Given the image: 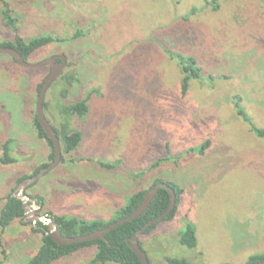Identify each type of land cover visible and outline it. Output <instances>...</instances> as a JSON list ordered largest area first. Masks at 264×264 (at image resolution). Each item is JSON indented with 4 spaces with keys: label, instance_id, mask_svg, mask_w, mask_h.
Listing matches in <instances>:
<instances>
[{
    "label": "rangeland",
    "instance_id": "obj_1",
    "mask_svg": "<svg viewBox=\"0 0 264 264\" xmlns=\"http://www.w3.org/2000/svg\"><path fill=\"white\" fill-rule=\"evenodd\" d=\"M10 6L17 32L0 20V44L16 37L62 41L28 59L67 58L45 97L49 121L57 127L59 105H88L84 119L69 121L82 135L77 150L28 187L43 201L41 215L108 222L130 195L162 180L183 195L174 219L139 240L150 264H168L166 257L247 264L264 255V141L245 120L264 129V0H10ZM166 51L194 58L201 69L186 93L187 75ZM49 74V66L24 68L0 55V160L10 139L16 160L0 163V211L20 179L51 164L50 147L32 127L37 88ZM205 144L203 155L191 152ZM117 161L111 171L99 165ZM187 222L196 229L191 251L178 244ZM33 229L20 220L0 229V264H27L42 243ZM94 254L86 249L54 264H87Z\"/></svg>",
    "mask_w": 264,
    "mask_h": 264
},
{
    "label": "trees",
    "instance_id": "obj_2",
    "mask_svg": "<svg viewBox=\"0 0 264 264\" xmlns=\"http://www.w3.org/2000/svg\"><path fill=\"white\" fill-rule=\"evenodd\" d=\"M0 20L5 27L17 32L18 20L15 16V13L11 9L10 0H0ZM77 36H74L76 39ZM61 43L62 41L55 40L52 37H42L32 39L28 42H24L23 39L16 37L14 42L11 44H0L1 48L11 47L16 50L21 57L28 61V59L38 50L49 46L54 43ZM167 56L177 62L181 67L182 71L187 75L182 81V90L183 93L187 92V82L190 78L200 79L201 69L197 67V61L192 57H184L180 54H174L169 51H166ZM13 59V58H12ZM15 63V61L13 60ZM16 64V63H15ZM17 65V64H16ZM48 77V76H47ZM46 77V78H47ZM67 83L70 84V79L67 78ZM45 81V80H44ZM43 81V82H44ZM43 82L38 86L37 93L40 94ZM62 97L66 96V89L62 91ZM47 104L44 102V110L46 111ZM57 118L55 121L57 127L53 125L50 121L54 130L57 133L61 144V151L63 155H71L79 147L82 135L79 132L71 131L69 129V121L72 117L77 116L80 119H84L88 114V105L87 100L78 102L73 106H63L59 105L57 109ZM241 115H244L243 112H240ZM245 120L249 122L252 133L264 141V129L257 128L252 121L245 115ZM32 127L35 130L37 137L41 140H45L47 145L51 149V155L49 161L52 163L54 160V148L52 141L47 138L46 133L41 127L38 119L34 116ZM14 141L8 140L2 147L3 156L0 160L2 165H11L16 162L15 158L11 155L12 145ZM208 144H205L199 149H193L191 152H196L199 155L204 154L205 148ZM62 162V159L61 161ZM120 162L106 163L100 162L99 165L107 171L117 169ZM49 165H43L33 176L35 177L41 170L46 169ZM158 164L155 165L157 167ZM32 178V177H31ZM29 178H23L18 181V184H21L23 181ZM165 184L170 186L175 191L176 196V205L172 213L167 216L163 221L170 222L174 219L177 214L178 207L180 205L181 197L183 191L180 187L171 182H165L162 180H156L153 185L148 189L140 192H136L130 195L125 201L124 206L118 210L114 218L108 222L105 221H85L75 217H53L55 218L58 229L61 232L63 237L66 238H76L80 236H86L91 233L102 230L113 223L118 222L119 220L125 219L133 215L137 208L142 204L144 196L157 184ZM42 201V200H41ZM43 202V201H42ZM170 203L169 193L165 189H160L155 196L154 200L151 202L146 211L136 220L132 222L125 223L118 226L117 228L111 230L105 235V240L89 241L84 243H78L74 245H57L52 238L47 237L44 229L47 227L43 226L42 223H37L34 226L33 231L36 233L42 234V243L37 251V253L29 259L27 264H54L55 262L75 255L79 251L86 249H95V254L92 256L90 261L87 264H142L138 256L131 250L127 240H131L135 237L137 232L141 231L142 228L150 221L154 220L161 216L168 208ZM25 211L23 209V203L16 199L13 195H10L6 198V201L0 211V229L2 232H5L14 221L20 220L22 223L25 220ZM159 224V223H158ZM158 224L153 225L152 227L146 229L142 236L151 234L157 227ZM141 248L143 246L139 241ZM178 244L185 248L188 251L194 250L197 247V238H196V229L191 222L185 224V228L179 234ZM168 264H189V262L184 258H165ZM264 260L263 256L251 257L248 260L247 264H254ZM150 262V261H149ZM228 264V263H224Z\"/></svg>",
    "mask_w": 264,
    "mask_h": 264
},
{
    "label": "water",
    "instance_id": "obj_3",
    "mask_svg": "<svg viewBox=\"0 0 264 264\" xmlns=\"http://www.w3.org/2000/svg\"><path fill=\"white\" fill-rule=\"evenodd\" d=\"M0 55H6V56L12 57L17 65L24 67V68L37 69V68H41V67H45L49 65L52 66L50 74L43 82L40 94L36 102V117L41 127L43 128L44 132L46 133L47 138L52 141L53 148H54V160L46 169H43L38 175L23 181L18 186L16 190V195H13L14 197H16L17 200L23 203V208L25 210H28V211L31 210L30 214L27 216V218L23 222L25 224L31 223L32 225H36L37 223H42L45 227H47V230H45L46 236L52 238L53 241L57 245H60V246L61 245H74V244L84 243V242H89V241L105 240V235L111 230L117 228L120 225H123L128 222H132L136 220L137 218H139L146 211V209L149 207L151 202L154 200L158 191L160 189H165L169 193V196H170V203H169L167 210L158 218H155L154 220L148 222L142 228L141 231L137 232V234L135 235L133 239L127 240L129 247L138 256L141 263L150 264L146 252L141 248L139 244V240L143 232L146 229L163 221L175 209V205H176L175 191L170 186H167L163 183L157 184L144 196L142 204L137 208V210L133 213L132 216L119 220L118 222L113 223L110 226L102 230H99L97 232L91 233L86 236H80L76 238L63 237L61 232L58 229V224L55 218L50 217L48 215L36 214V212L41 210L42 203L38 202L37 198H31L29 195H27L25 193V190L29 186L39 181L46 173H48L51 169L55 168L61 161V157H62L61 144H60L56 131L54 130L52 125L48 122V120L45 117L44 102H45V97H46V94L49 88L61 76V73L64 67L66 66L67 58L62 55L59 57L48 59L39 64H30L28 63V61L24 60L16 50H14L11 47H7V48L0 47ZM57 60H60L61 64L55 65ZM254 264H264V260L261 262L254 263Z\"/></svg>",
    "mask_w": 264,
    "mask_h": 264
},
{
    "label": "flooded vegetation",
    "instance_id": "obj_4",
    "mask_svg": "<svg viewBox=\"0 0 264 264\" xmlns=\"http://www.w3.org/2000/svg\"><path fill=\"white\" fill-rule=\"evenodd\" d=\"M60 56H62V55H60ZM54 57H59V56H54ZM54 57H52V58H54ZM50 59H51V58H50ZM59 64H61V61H60V60H57L55 65H59ZM49 67H50V72H51L52 66L49 65ZM44 114H45V117H46V111H45V110H44ZM35 116H36V114H35ZM46 119H47L48 122H49V119H48L47 117H46ZM55 168H56V167H55ZM55 168L51 169L50 171L54 170ZM41 171H42V170H41ZM41 171H40V172H41ZM50 171H49V172H50ZM40 172H39V173H40ZM49 172H48V173H49ZM39 173H38V174H39ZM48 173H46V174H48ZM38 174H37V175H38ZM34 184H35V183H34ZM34 184L32 185V186H33L32 188H34V186H35ZM30 188H31V187H30ZM30 188H27V189L25 190V193H26L27 195H29V196H30V193H29L28 190H29ZM30 197H31V198H37L38 202H41V203H42V207H41V210H42V208H43V202H42L38 197H33V196H30ZM23 209H24V208H23ZM41 210H39L38 212H36V214L41 215V214H42ZM24 211H25V216H26L25 219H26L27 216H28V213L31 212V210L28 211V210H25V209H24ZM34 226H35V225H34ZM43 226H44V225H43ZM46 230H47V229H46ZM44 232H45V229H44ZM247 263H248V262H247Z\"/></svg>",
    "mask_w": 264,
    "mask_h": 264
},
{
    "label": "crops",
    "instance_id": "obj_5",
    "mask_svg": "<svg viewBox=\"0 0 264 264\" xmlns=\"http://www.w3.org/2000/svg\"><path fill=\"white\" fill-rule=\"evenodd\" d=\"M87 206H88V204H87ZM92 206H93V207H97V205H95V204H93Z\"/></svg>",
    "mask_w": 264,
    "mask_h": 264
}]
</instances>
